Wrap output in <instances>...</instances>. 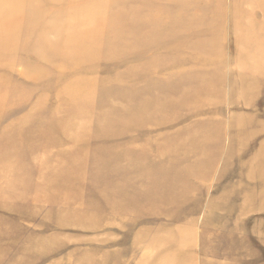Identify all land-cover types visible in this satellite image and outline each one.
<instances>
[{
	"label": "rangeland",
	"instance_id": "374dc122",
	"mask_svg": "<svg viewBox=\"0 0 264 264\" xmlns=\"http://www.w3.org/2000/svg\"><path fill=\"white\" fill-rule=\"evenodd\" d=\"M14 5L27 10L0 60V163H16L0 173V264H264V0ZM77 30L101 61L75 60ZM76 79L94 87L84 104L63 95Z\"/></svg>",
	"mask_w": 264,
	"mask_h": 264
},
{
	"label": "bare ground",
	"instance_id": "6f19581e",
	"mask_svg": "<svg viewBox=\"0 0 264 264\" xmlns=\"http://www.w3.org/2000/svg\"><path fill=\"white\" fill-rule=\"evenodd\" d=\"M15 1H23V0H0V4H7L8 5V9L6 10V13H0V60L3 58V57H5V55H7L6 54V51H9V49H10V47L8 46V44H7V41H6V39L5 38H7V37H13L14 35H17V33H19V30H20V27L18 26V30H17V26L14 28L15 29V32H14V34L12 33V31L11 30H9V31H7V26L8 25H6V23L8 22V21H10V23H12V24H14V25H18V24H16L11 18L12 17H14V16H19V14H21V13H23V12H25L27 9H25V10H19L15 5H14V3H15ZM7 16V17H6ZM243 17V16H242ZM2 24H5V28H4V31H2V29H1V26H2ZM262 28H263V33H264V19H263V21H262ZM234 28L236 29V26H234ZM161 34H162V32H160ZM161 34H155V35H151V37L150 38H146V39H144L143 40V37H142V39H141V43L142 44H149V43H151V41L153 40V39H155V38H160L159 37V35H161ZM86 35V33L84 32V31H81V32H79V30H77V32H75V33H73V34H71V37L73 38V40H77V41H81V42H77V44L75 45V46H78V51L79 50H83V53L86 55V56H83V57H80L79 59H75V60H81V61H83V62H94V60H96L95 59V57H98L100 60L99 61H101V59H102V57H101V55L99 54V55H97L95 52H90L88 49H86L85 47L86 46H83V45H85V43H82V40H85V38H83V36H85ZM155 36V37H154ZM162 36V35H161ZM154 37V38H153ZM159 41H161V38L159 39ZM77 49H73V50H68V51H64V52H59L58 53V56H57V58L59 59V58H62V59H65V60H67V58L70 60V61H72V62H75V60H73L72 58H69V57H71V56H73V52H74V50H77ZM10 52H11V50H10ZM49 52V51H48ZM51 52L52 53H54L53 52V49L51 50ZM51 52H49V53H51ZM120 52H122V48H116V49H113V50H111V51H109L108 53H107V55H105V59L106 60H109V59H111V58H113L114 59V61L116 60V59H118L117 58V53H120ZM76 55V54H75ZM88 56H91V57H88ZM97 58V59H98ZM109 58V59H108ZM69 62V61H68ZM72 62H69V64H73ZM68 78H71L70 76H68ZM83 80L84 79H76V80H74V81H71L69 84H68V86H67V88L66 89H64V91H63V95L67 98V99H69L68 101H70L71 99L72 100H75V102H78V103H82V104H84L82 101H81V99H82V97L84 96V94L86 95V94H89V93H87V92H92L93 90H94V87L92 86L90 89H84L83 87H81V86H83ZM77 82V85L78 84H80L79 86H78V88L76 89V90H72L71 88V86H73V83L74 82ZM68 92H69V94H68ZM126 112H130V111H126ZM107 130H104V131H102L101 132V134L98 132V131H96L95 133H92V134H90V136H89V139H91V141L92 140H95V141H103L104 139H106V138H109V137H114V134H116L118 131H117V129L116 128H106ZM119 134V133H118ZM51 138V137H50ZM11 140V142L12 143H14L15 141H16V138L15 137H13V138H11L10 139ZM21 140V139H20ZM43 140H46V138H44ZM51 142L53 141V139L51 138V140H50ZM49 141V142H50ZM78 140H76V142H77ZM61 143V145L64 143L65 144V142L64 141H61L60 142ZM77 143H80V144H84V143H86V141H85V139H83V141L82 142H77ZM88 147V146H87ZM64 148L65 147H62V150L64 151ZM161 154H164V152H162ZM61 158V157H60ZM60 162H61V165H62V167L63 166H66V164H67V160H65V159H61L60 160ZM12 164H15L16 165V163L15 162H7V161H5V163L3 162V163H0V173H6L7 172V168H8V166L9 165H12ZM6 165V166H5ZM71 165H72V167L74 168V164L73 163H71ZM18 166H15V168H17ZM12 168H13V166H11L10 167V171H12ZM65 169V168H64ZM75 170H76V168H75ZM73 171H74V169H73ZM78 180L75 178V179H73V180H71V181H66V182H61V183H59V184H62L61 186L63 187V188H61V189H63V190H61L62 192H65L66 190H69V189H72V188H74L75 186H72V184H71V182H77ZM70 183V184H69ZM72 186V187H71ZM50 196H56L55 194H53V195H51V193L49 192V194H46V196L44 197L45 198V202H47L48 201V198L47 197H49L50 198ZM42 200H43V198H42ZM76 200L77 201H79V198L78 197H76V196H74L73 198H67V199H59L58 198V196L56 197V201H58V203L59 204H61V205H64V207H68V208H70V206L71 205H73V204H75V202H76ZM120 210V209H119ZM151 243H152V245H155V244H158V243H161L163 246L164 245H166V246H168V244L166 243H164V242H161V241H152L151 240ZM167 252L165 253V254H169L170 253V251H169V249L168 250H166Z\"/></svg>",
	"mask_w": 264,
	"mask_h": 264
}]
</instances>
